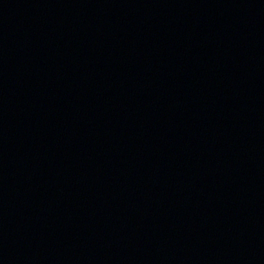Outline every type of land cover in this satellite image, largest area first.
<instances>
[{
	"label": "water",
	"instance_id": "1",
	"mask_svg": "<svg viewBox=\"0 0 264 264\" xmlns=\"http://www.w3.org/2000/svg\"><path fill=\"white\" fill-rule=\"evenodd\" d=\"M0 264H264V0H0Z\"/></svg>",
	"mask_w": 264,
	"mask_h": 264
}]
</instances>
